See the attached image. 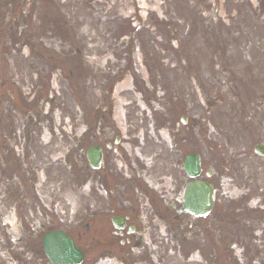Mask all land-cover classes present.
Here are the masks:
<instances>
[{
	"label": "flooded vegetation",
	"instance_id": "flooded-vegetation-1",
	"mask_svg": "<svg viewBox=\"0 0 264 264\" xmlns=\"http://www.w3.org/2000/svg\"><path fill=\"white\" fill-rule=\"evenodd\" d=\"M236 107L235 125L231 131L233 150L229 156L225 143L216 147V151L208 148L204 137V131H208L202 128L196 113L192 116L191 105L183 103L177 108L176 111L190 114V117H185L184 124L175 122L170 127L169 148L161 156V160L168 159L170 172L164 176L157 173L149 180L144 178L141 164L132 165L127 154L121 155L122 145L120 141L115 142V135L111 136V125L98 123L105 120V114L97 113L96 123L76 135L73 154V181L81 184L88 181L92 204L89 208L84 204L82 208L90 210L87 216L92 222L85 221L74 233L67 232L77 246L88 252H84L86 264H165L167 260V264H173L172 257L182 255L189 248L203 246L210 234L223 239L228 218H232L235 225V243L254 247L255 258H259V264H264V93L249 94L245 102L237 100ZM40 129L41 126L21 125L18 136L21 149L17 154L24 161L22 164L15 157L16 139L9 141L8 150L1 149L2 153L9 154L15 174L21 180L25 178L24 188L30 198L36 174L32 163L42 156V147L33 141ZM8 135L15 137V131L10 129ZM229 135L224 134L223 138ZM92 143L102 147L98 169L89 168L84 156L86 144ZM191 152L200 156V179L209 178L217 188L215 211L221 218L209 220L180 210L183 187L189 180L182 162ZM118 156L125 167H118L116 162L113 164L112 160ZM220 159L222 163H218ZM53 164L57 165L56 158ZM228 171L232 178L226 183L223 178ZM56 179H62L58 170ZM230 183L235 189L232 198L221 191ZM229 199L233 205H229ZM45 209L44 221L61 228L64 221L60 216L52 208Z\"/></svg>",
	"mask_w": 264,
	"mask_h": 264
},
{
	"label": "rangeland",
	"instance_id": "rangeland-1",
	"mask_svg": "<svg viewBox=\"0 0 264 264\" xmlns=\"http://www.w3.org/2000/svg\"><path fill=\"white\" fill-rule=\"evenodd\" d=\"M93 1V0H91ZM137 5L140 7H147L146 2L144 0H136ZM202 0H176V7L185 8V13L187 14L190 11V5L194 2H200ZM215 3V8L213 5H210L208 9L201 11L200 8L195 10V12H191L198 14H208L211 11H214L226 18L227 14L230 16H236L239 11H244L245 13L242 15L241 19V37L236 41V44H240L239 46H246V50L243 55L241 54L240 48H236L238 51L235 57L227 58L229 61V65L231 67H238L233 71L239 74L237 77L242 80L238 81L237 78H234L232 83H228V80L225 76H221L216 73L217 76L225 81L224 85H221L219 88L220 96L225 98L224 104L219 105L217 108L211 109L210 112H217L220 109H225L228 111L226 115L227 118L224 120L222 126L218 121L220 120L217 116L213 115L214 122L211 121L209 115V123L206 122L205 125L209 129V143L216 147V145L226 144V154H231L233 150V140L232 135H229L224 139L219 136L218 129L223 128L227 133H231L232 129L235 125L236 113L234 110L237 108L235 104V99L233 96L236 95L237 89L228 93L229 90L233 87V84H237L240 86L242 84L241 94H250V93H264V68L259 69L254 68L256 70L255 75H248L245 73L246 68L243 65L237 66L236 63L251 61L263 63L264 66V0H210ZM10 2V5L7 3ZM33 0H0V17L5 14H11L12 16L16 15V34H17V45L16 47H12L11 51H14V54H20L24 51V47L29 45V41L24 36V33L28 36L32 33L34 36L32 39V44L34 46L33 50H31V56H34V66L38 69L48 71L47 76V102L49 105V115L52 117V120L48 122L52 125H60L65 127H72L78 124L76 120H78V115L80 111L83 112V117H89L93 114L91 108L99 105L100 97H99V85L103 84V79L101 75H98L96 81L93 80L91 84L85 85L84 88L78 89L76 85L62 83L61 80L55 79V77H49L51 71L56 70L54 64H51V60H49L48 67L43 68V64H45L42 60L41 53L39 50H42L43 53L48 56H52L53 54L47 53L46 48L56 44V41L45 40L46 35H57L62 38L67 37V34L71 32L73 34L72 29V21L75 23V26L78 27L79 24H83L84 21L89 20L90 17H85L83 14H87L88 16V6L81 5L79 0H37L36 6L32 4ZM194 5V4H193ZM80 6V8H79ZM255 6H260L256 7ZM98 7V8H97ZM97 10L100 9V6L97 5ZM173 7V11L176 9ZM214 8V10H213ZM253 16H249L253 11ZM79 9V10H78ZM182 12V10H181ZM257 15L260 20L256 19ZM19 16H21L22 22H19ZM68 20V26L63 24V18ZM29 22H27V19ZM188 18V17H187ZM93 20V17L91 16ZM189 19V18H188ZM93 25L90 26V29H97L95 32L100 34L101 25L97 20H93ZM24 24V25H23ZM192 28L191 22L189 23ZM87 27V26H86ZM117 28L119 30H124V26L118 24ZM157 34V33H156ZM154 34L155 38L149 37L146 32H144V38L140 39V42L137 45V49L139 50V54L141 56V60L137 59L135 49H134V72H133V80H130L128 84L122 86V90L115 94V97L107 99L110 108H112L113 104L115 110L112 112L113 124H116L119 128H123V126L133 125L139 128L143 134L146 133V138L144 140V147H150L157 143L160 138H157V135L163 136L166 134L165 132H157L154 131L150 133L151 126L165 125L171 123L170 113L167 112L168 103L170 101L171 95L173 94V90L171 85L174 80L171 78H167L165 80V86L161 90L157 85L156 90L154 88L153 82L148 78L151 76H159L162 78V74H160L159 70L162 68L165 75L168 73V68L170 65H175L176 62L180 61H190L191 54L190 51H193L192 57L193 61L197 64L196 66L202 67L203 74L200 76L199 85L210 87V92L212 93L211 99L217 97V89L215 79H211L209 74L204 70V66L207 65L211 61H217L216 57L208 58L207 55L196 53L194 48H191L192 45H196L198 43L205 44V38H201L199 36L194 37L193 34L185 37H177L169 38L168 35H159ZM99 36V35H98ZM140 36V33H139ZM223 37L224 43L226 45H232L231 37ZM198 38V40H196ZM152 39V40H150ZM172 40V41H171ZM109 42V41H108ZM172 42L175 46H179L181 48V53H179L180 57H177V60H174V56L177 54L173 52L174 49H169V43ZM124 43H121L120 40L116 42L115 38H113V44L107 49L110 51L115 47H121ZM157 45V46H156ZM249 45H258L263 48L261 51H257L254 49L255 46L250 48ZM115 46V47H111ZM106 47V46H105ZM4 47L0 45V52L3 53ZM23 60L27 61V54L23 53ZM199 57H204L201 61ZM206 61H209L206 64ZM181 63V62H180ZM258 66V65H257ZM241 67V68H239ZM156 68V74H153V69ZM172 76H174V72H172ZM164 75V74H163ZM257 76V77H256ZM190 80H192L190 78ZM178 83H181L184 87L185 80L180 78L177 79ZM39 82L37 80H33L31 83H27L25 85H20L22 91L14 92L16 94L13 99L18 103H21L23 99H29L35 95L39 94ZM197 87L198 82L193 84ZM135 86L138 88H135ZM12 87L4 86V106L2 111V116L6 114L7 107L9 106L10 99L9 93L10 91L7 89ZM111 90V89H110ZM213 90V91H211ZM45 94V92H44ZM114 95V94H112ZM232 96V98L230 97ZM8 98V100H7ZM51 98H54V102H51ZM21 101V102H20ZM77 105L78 108L77 110ZM195 111H201L197 106H193ZM12 121H14V117L11 115ZM170 119V123L169 120ZM225 126V127H224ZM159 131H163V128H159ZM121 135H124L121 132ZM50 139V138H49ZM139 140H143L144 137H139ZM165 140H161V143H164ZM167 143V142H166ZM70 142H65V149H68ZM152 150V149H151ZM150 150V151H151ZM145 163L149 162V155L145 156ZM66 165V164H65ZM70 170L64 168L65 174V203L67 205V210L74 209L72 208L75 203L72 198H74V191L71 190L70 184L71 180L69 179ZM231 176L230 173L225 175L224 180H227ZM53 186L51 184H44L42 186V194L43 198L49 199L54 194L55 189H52ZM233 186H226L222 192H226L228 195H233ZM4 195L0 194V264H46V261L43 258L38 259H30L31 253L26 252L25 250L22 252V249L19 245H14L17 243V239L20 238V235L17 234L15 237L10 236L11 229L7 227L5 224L6 217L11 213L12 201L10 199L5 200L3 202ZM44 202V200H43ZM66 210V211H67ZM18 215L21 216V213L18 212ZM6 216V217H4ZM76 217V213L73 215ZM23 221V218H21ZM73 222L71 219L69 223ZM38 224H34V228H36ZM71 228V227H70ZM70 230V229H69ZM29 232L28 228H25V232ZM30 234V233H29ZM230 235L228 234V239L225 242H228ZM210 242V241H209ZM31 243L30 241L28 244ZM21 245V244H20ZM22 246V245H21ZM220 248L213 249L211 245L209 246L207 252L208 262L209 264H220L216 260L217 258H224L225 264H234L233 261V252L236 250L233 244L225 243L224 245H219ZM237 251V250H236ZM24 254V255H23ZM31 254V255H30ZM200 253L192 252L187 259H190L192 264H198L197 260L200 259ZM30 259V260H29Z\"/></svg>",
	"mask_w": 264,
	"mask_h": 264
},
{
	"label": "water",
	"instance_id": "water-1",
	"mask_svg": "<svg viewBox=\"0 0 264 264\" xmlns=\"http://www.w3.org/2000/svg\"><path fill=\"white\" fill-rule=\"evenodd\" d=\"M187 187V197L192 198L194 211L198 213L206 212L212 202L210 186L204 183L192 182ZM44 246L51 264H74L81 257V253L73 247L71 240L63 235L45 239Z\"/></svg>",
	"mask_w": 264,
	"mask_h": 264
}]
</instances>
